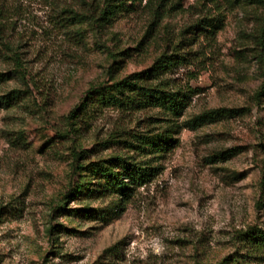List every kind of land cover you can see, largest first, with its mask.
<instances>
[{
	"label": "rangeland",
	"instance_id": "rangeland-1",
	"mask_svg": "<svg viewBox=\"0 0 264 264\" xmlns=\"http://www.w3.org/2000/svg\"><path fill=\"white\" fill-rule=\"evenodd\" d=\"M101 3L0 0V264H264V0L127 1L106 22ZM174 47L186 60L150 84L181 111L136 99L67 120ZM73 148L143 178L66 197Z\"/></svg>",
	"mask_w": 264,
	"mask_h": 264
},
{
	"label": "trees",
	"instance_id": "trees-1",
	"mask_svg": "<svg viewBox=\"0 0 264 264\" xmlns=\"http://www.w3.org/2000/svg\"><path fill=\"white\" fill-rule=\"evenodd\" d=\"M127 1L134 2L135 0H102L98 15L93 19L102 22L110 20L120 9L125 7ZM197 26L200 28L199 25ZM263 44L264 41L262 40V45ZM176 50L177 49L174 47L173 54H167V52L162 53L149 67L143 70L133 72L112 82H102L97 86L88 88L82 97V104L68 113L66 116L67 120L70 122L72 120L75 124V122L80 120V115L85 113L84 109L91 103H96L101 107L115 105L124 106L129 105L136 99H138L141 104L164 105L172 111H181L185 104V94H182L180 91H170L166 89L163 87V82H161V80L155 84H150L151 80L157 79L160 75L168 72L172 64L186 60V56ZM261 58L263 59V55ZM6 75L8 77V73L0 72V79L6 78ZM263 95L264 80L258 92H256L257 97ZM3 98H5V96ZM237 111L238 110H236V112ZM82 157V150L76 148L72 149L69 183L66 193L64 194L66 197L71 196L75 198L82 195L88 198L100 196L109 197L116 193L117 190L124 191L131 189L128 183H125L123 180L124 178L127 177L134 183L143 178V169L137 165H132L130 162L124 161L123 173H119L112 170L108 164H105L110 161L109 159L107 161L100 160L82 164ZM65 203L66 202L63 201L62 206H59L57 210L64 209ZM95 213L101 219H108V217L113 216L110 207H106L101 211L96 210ZM114 214H116L115 211ZM53 228V226H50V231H52ZM256 247L264 251V234L257 238ZM228 259L229 258H226L224 259L225 262L216 264H227ZM235 264H242V262L236 261Z\"/></svg>",
	"mask_w": 264,
	"mask_h": 264
}]
</instances>
